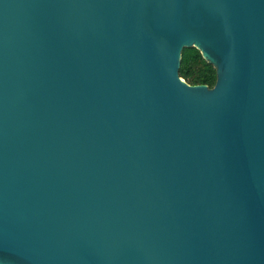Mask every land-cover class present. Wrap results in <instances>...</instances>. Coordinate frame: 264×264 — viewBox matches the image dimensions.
<instances>
[{"label": "water", "instance_id": "95a60500", "mask_svg": "<svg viewBox=\"0 0 264 264\" xmlns=\"http://www.w3.org/2000/svg\"><path fill=\"white\" fill-rule=\"evenodd\" d=\"M0 264H264V0H0Z\"/></svg>", "mask_w": 264, "mask_h": 264}, {"label": "trees", "instance_id": "16d2710c", "mask_svg": "<svg viewBox=\"0 0 264 264\" xmlns=\"http://www.w3.org/2000/svg\"><path fill=\"white\" fill-rule=\"evenodd\" d=\"M178 74L191 85L206 84L212 87L216 79L214 67L202 58L195 47L182 48Z\"/></svg>", "mask_w": 264, "mask_h": 264}]
</instances>
